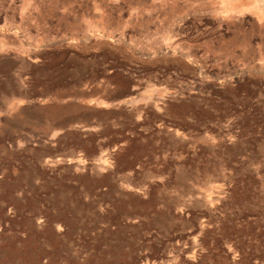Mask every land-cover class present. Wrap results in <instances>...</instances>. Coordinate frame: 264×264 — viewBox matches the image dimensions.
<instances>
[{
    "label": "rangeland",
    "instance_id": "rangeland-1",
    "mask_svg": "<svg viewBox=\"0 0 264 264\" xmlns=\"http://www.w3.org/2000/svg\"><path fill=\"white\" fill-rule=\"evenodd\" d=\"M38 19L41 59L0 53V264H264V0H44ZM116 139L106 170L42 161Z\"/></svg>",
    "mask_w": 264,
    "mask_h": 264
},
{
    "label": "crops",
    "instance_id": "crops-1",
    "mask_svg": "<svg viewBox=\"0 0 264 264\" xmlns=\"http://www.w3.org/2000/svg\"><path fill=\"white\" fill-rule=\"evenodd\" d=\"M44 0H0V53L41 59L44 51ZM34 58V59H33ZM71 123H91L76 122Z\"/></svg>",
    "mask_w": 264,
    "mask_h": 264
},
{
    "label": "water",
    "instance_id": "water-1",
    "mask_svg": "<svg viewBox=\"0 0 264 264\" xmlns=\"http://www.w3.org/2000/svg\"><path fill=\"white\" fill-rule=\"evenodd\" d=\"M34 59V58H33ZM137 93H139L137 91ZM120 104L123 106H127L131 109L135 108L136 97L133 96L131 98H125L120 100ZM84 128L90 127V124H84ZM159 131L169 134L170 136H174V131L169 129V127H160ZM123 140L116 139L108 144L103 146L100 150L95 152L94 154H89L81 149H76L73 152H65L62 150H54L50 151L47 155H45L42 159L43 162H58L61 160H65L66 162L71 163V166L80 169H95L97 171L103 169H109V164L111 157H113L116 148H119ZM198 225L201 227L203 225V221L198 219ZM202 229V228H201ZM188 244H190V239L187 240ZM194 246L189 248L178 247V254L175 255H167L162 257V259L143 261L140 264H196V261H193L195 253H198V250L194 251Z\"/></svg>",
    "mask_w": 264,
    "mask_h": 264
}]
</instances>
